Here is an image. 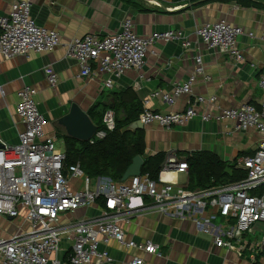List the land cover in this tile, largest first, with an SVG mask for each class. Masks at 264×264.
Returning <instances> with one entry per match:
<instances>
[{
  "label": "built area",
  "instance_id": "built-area-1",
  "mask_svg": "<svg viewBox=\"0 0 264 264\" xmlns=\"http://www.w3.org/2000/svg\"><path fill=\"white\" fill-rule=\"evenodd\" d=\"M242 33L240 26L223 19L203 23L195 29L204 47L216 49L231 61L243 58L236 42ZM159 41H178L183 50L193 49L181 30L140 36L127 17L118 31L102 38L84 34L71 39L66 46V57L78 63L77 78L102 74L106 76L102 79L103 88H111L114 78L128 70L141 69L149 47ZM59 43L60 34L56 30L33 21L29 0H11L7 14L0 15V57L3 59L50 52ZM193 59V68L185 81L174 82L167 91L154 92L161 103L171 106L179 97L192 94L193 82L205 71L200 55L195 54ZM43 69L47 83L54 86L56 72L50 65ZM206 78L209 80V76ZM257 86L263 91L258 108L242 103L235 107H216L215 112H202L198 105L206 101L214 104L216 96L207 100L196 96L182 111L143 108L139 113L138 120L143 125L156 122L166 129L198 117L201 121L228 119L237 130L254 129L260 134L254 152L236 162V168L245 173L243 178L191 191L175 190L176 183L168 177L188 170L185 159L174 153L166 157L157 180L142 173L125 181L102 177L91 187L90 177L84 174L79 163L66 165L65 153L56 146L54 138L44 134L46 121L34 100L37 90L23 86L17 93L15 108L23 125L17 134L18 141L10 144L0 138V216L16 218L23 210L27 228L0 237V264H102L110 258L105 251H98L97 245H106L109 240L124 248L159 255L158 244L126 238L121 225L146 208L145 197L150 201V208L160 213L192 218L196 226L211 236L216 247L239 253L249 250L254 254L264 250V74L259 76ZM101 122L104 128L96 130L90 143L114 129L111 108L104 111ZM98 201L102 204L98 216L60 223L62 214ZM211 209L212 212L202 215ZM259 233L261 237H255ZM63 236L71 248L68 257L59 260L56 252ZM130 264L148 263L134 257Z\"/></svg>",
  "mask_w": 264,
  "mask_h": 264
},
{
  "label": "crops",
  "instance_id": "crops-1",
  "mask_svg": "<svg viewBox=\"0 0 264 264\" xmlns=\"http://www.w3.org/2000/svg\"><path fill=\"white\" fill-rule=\"evenodd\" d=\"M256 1L264 4V0ZM29 2L33 21L39 26L56 30L60 34V43L50 52L30 53L28 56H15L10 59L0 57V138L7 143L16 144L17 134L23 127L15 108L17 93L26 85L37 90L34 100L46 121L44 134L54 138L55 144L59 141L61 148H58L64 153V136L82 141L69 134L72 131L79 135L77 126L80 125L73 120L71 124L62 121L72 104H76L94 126L101 123L103 113L108 108L114 109L117 116L123 115L122 108H118L122 104L120 97L127 100L123 104L128 106L129 99L134 96L140 109L155 111H182L196 96L205 100L216 96L214 104L206 101L198 105V110L202 112H215L216 107H235L242 103H250L257 108L260 106L263 91L257 86V80L264 74L263 9L243 6L233 0L210 1L197 5L187 0L180 3L173 0ZM131 2L148 11L136 10ZM10 3L11 0H0V15L7 14ZM127 17L133 21L135 31L140 36L169 29L181 30L190 40L193 49L183 50L178 41L155 42L146 52L142 68L128 70L114 78L111 88H103L102 79L106 76L102 74L77 78L80 70L78 63L66 57L68 42L84 34H95L102 38L114 33ZM220 19L243 29V33L236 37L242 60L231 61L227 55L216 49L204 47L197 38L196 27ZM195 54L200 55L205 71L193 82L192 94L179 97L171 106L161 103L154 96V92L167 91L174 82L185 81L193 68ZM47 65L57 74L54 86L46 81L43 68ZM142 130L146 155L161 151L168 155L180 153L178 157L183 158L191 152L208 151L228 162L240 152H249L248 155H251L260 139L256 130H237L234 122L228 119L201 121L197 117L169 129L153 122L143 125ZM239 158L241 157L237 160ZM168 177L176 183L175 190L191 191L184 187L187 172L170 174ZM101 178H93V187ZM143 201L146 208L133 214L128 222H123L122 229L126 238L136 242L150 240L158 244L160 254L149 255L141 250L124 248L109 240L106 245H97L98 251H105L110 258L102 264H130L134 257L142 258L148 264H264V250L254 254L249 250L239 253L216 247L211 236L196 226L192 218L160 213L150 208V201L146 197ZM101 205V201H98L95 205L64 213L60 217V223L98 216ZM210 211L213 210L202 215ZM19 228H27L23 210L16 218L0 216V237H7ZM70 248L69 240L63 236L56 258L65 260Z\"/></svg>",
  "mask_w": 264,
  "mask_h": 264
},
{
  "label": "trees",
  "instance_id": "trees-1",
  "mask_svg": "<svg viewBox=\"0 0 264 264\" xmlns=\"http://www.w3.org/2000/svg\"><path fill=\"white\" fill-rule=\"evenodd\" d=\"M175 3L185 0H173ZM195 5L210 1L229 2L232 0H187ZM243 6H252L263 9L264 4L256 0H233ZM131 5L139 11H148L135 2ZM129 93L126 92V94ZM119 96H123L119 94ZM126 99L120 97L123 115L117 116L114 109L115 127L107 131L101 139L77 141L69 136H64L65 164L78 162L85 175L91 178L108 177L113 181H120L126 168L131 164L133 157L139 155L143 159L141 173L147 174L151 179L157 180L159 171L168 156L165 152L146 155L144 152V133L142 129H128V126L137 120L142 111L135 101L134 96L129 99L128 106L123 104ZM127 103V100L126 102ZM102 122L96 125L97 130L103 129ZM176 153V156H180ZM249 152H240L232 161H224L216 154L208 151H195L185 154L187 162V181L185 189H204L225 182L238 180L245 173L236 168L238 157L247 156Z\"/></svg>",
  "mask_w": 264,
  "mask_h": 264
},
{
  "label": "water",
  "instance_id": "water-1",
  "mask_svg": "<svg viewBox=\"0 0 264 264\" xmlns=\"http://www.w3.org/2000/svg\"><path fill=\"white\" fill-rule=\"evenodd\" d=\"M75 121L77 122L80 126L79 127V135L75 134L74 132L71 131V133H69L72 137L82 140V141H86L89 140L91 138V136L96 132V126H94L89 118L87 117V115L85 113H83L81 111V109L76 105V104H72L71 108L69 110V113L62 118L63 122H69L71 124V122ZM143 128V124L141 123L140 120H136L133 123H131L128 126V129L130 130H134V129H142ZM143 164V159L141 156L136 155L135 157H133L131 164L126 168L125 172L123 173L120 181H125L126 179H128L131 176H138L141 174V166Z\"/></svg>",
  "mask_w": 264,
  "mask_h": 264
},
{
  "label": "rangeland",
  "instance_id": "rangeland-1",
  "mask_svg": "<svg viewBox=\"0 0 264 264\" xmlns=\"http://www.w3.org/2000/svg\"><path fill=\"white\" fill-rule=\"evenodd\" d=\"M56 146L61 148V144H60L59 141L56 142ZM90 180H91V182H90L91 187H93V185H94L93 180H94V179L90 177ZM261 235H262V234L259 233V234H257V237H261Z\"/></svg>",
  "mask_w": 264,
  "mask_h": 264
}]
</instances>
